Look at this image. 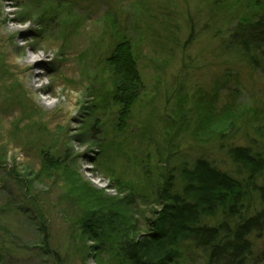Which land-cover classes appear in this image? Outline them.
Here are the masks:
<instances>
[{"label":"rangeland","instance_id":"374dc122","mask_svg":"<svg viewBox=\"0 0 264 264\" xmlns=\"http://www.w3.org/2000/svg\"><path fill=\"white\" fill-rule=\"evenodd\" d=\"M239 1L0 0V264H111L112 243L81 237L86 206L143 225L160 211L155 191L165 171L201 155L230 167L232 138L215 134L229 129L264 152V71L222 49L252 16L249 5L264 9V0ZM124 39L144 89L120 130L105 61ZM29 55L43 57L34 72ZM208 101L219 117L211 130L203 125ZM41 152L61 160L60 169H48ZM252 240L248 264H264V234ZM181 263L205 261L190 250Z\"/></svg>","mask_w":264,"mask_h":264},{"label":"trees","instance_id":"16d2710c","mask_svg":"<svg viewBox=\"0 0 264 264\" xmlns=\"http://www.w3.org/2000/svg\"><path fill=\"white\" fill-rule=\"evenodd\" d=\"M222 2L236 6L232 0ZM239 2L241 5L242 0ZM249 10L252 16L237 23L222 49L249 70L264 71V9L254 4L249 5ZM42 21L46 26L54 20L50 16ZM105 62L112 76L110 97L119 107L118 126L122 130L144 89L130 41H118ZM206 104L203 125L209 127L217 121L218 112L212 102ZM224 113L226 118L232 116L231 110ZM228 130L215 134L225 141L232 138L226 149L228 169L201 155L165 171L155 191L160 211L152 218L144 217L143 225L138 220L123 224L119 213L109 211L105 200L100 199V206L106 208L86 206L79 220L83 240L112 243L108 250L111 264H182L184 252L190 250L203 255L205 264H248L255 245L252 237L264 234V152L252 144L234 141ZM41 154L48 169H60L61 160ZM5 159L3 149L0 166ZM23 190L29 197L28 185ZM127 204H131L130 200ZM116 205L119 207L118 202ZM38 212L39 229L47 236L46 222L40 209ZM105 244L99 246L102 251L98 255L106 251ZM44 245L43 252L54 261L55 255L58 259L47 240Z\"/></svg>","mask_w":264,"mask_h":264},{"label":"bare ground","instance_id":"6f19581e","mask_svg":"<svg viewBox=\"0 0 264 264\" xmlns=\"http://www.w3.org/2000/svg\"><path fill=\"white\" fill-rule=\"evenodd\" d=\"M43 57L42 56H33V55H29L28 57V63H29V66H30V69L32 70V72H34L35 68L41 64L43 61ZM37 80H40L41 77L40 76H37L36 77ZM42 89H44V86H41Z\"/></svg>","mask_w":264,"mask_h":264}]
</instances>
